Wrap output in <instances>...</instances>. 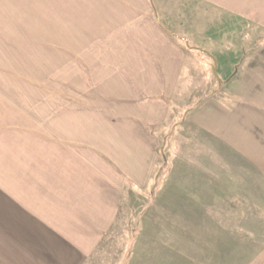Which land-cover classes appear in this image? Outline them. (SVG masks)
<instances>
[{
	"label": "crops",
	"instance_id": "0c3cea01",
	"mask_svg": "<svg viewBox=\"0 0 264 264\" xmlns=\"http://www.w3.org/2000/svg\"><path fill=\"white\" fill-rule=\"evenodd\" d=\"M166 1L79 0L81 41H64L70 62L59 86L50 75L39 85L23 55L8 60L0 41V264H96L128 188L149 184L158 130L184 90L185 49L157 16L177 11L156 5ZM170 1L192 3L199 41L189 51L213 60L201 40L217 30L227 41L232 23L241 37L222 50L233 62L222 73L226 96L180 111L181 125L233 147L264 174V38L247 37V26L264 31V0ZM204 14L212 30L201 26ZM261 239L250 248L220 245L206 260L185 261L177 245L170 258L166 249L159 260L147 252L127 264H264V227Z\"/></svg>",
	"mask_w": 264,
	"mask_h": 264
},
{
	"label": "rangeland",
	"instance_id": "374dc122",
	"mask_svg": "<svg viewBox=\"0 0 264 264\" xmlns=\"http://www.w3.org/2000/svg\"><path fill=\"white\" fill-rule=\"evenodd\" d=\"M156 5L177 9L173 14H156L185 49L184 90L173 96L174 113L158 130L160 150L149 184L145 189L128 188L113 229L96 253V264H127L130 256L142 261L147 252L153 262L166 249L170 258V248L177 245L184 247L185 261L206 260L210 249L217 251L220 245L250 248L262 240L264 174L233 147L195 136L198 131L188 122L181 125L179 117L180 111L226 96L222 73L228 71L224 70L226 64L231 68L233 62L222 50L231 46L229 41H239L240 31L232 23L227 41L217 30L205 33L201 41H207L208 52L213 50V60H209L186 47L199 41L192 30V3L169 0ZM78 8L79 0H0V41L7 44L8 60L21 54L23 69L36 70L39 85L47 84L48 75L55 85H62L67 53L64 41H81L79 24H75ZM213 25L206 18L201 26L207 31ZM247 33L249 39L264 38V31L249 26ZM87 36L85 31L84 39ZM257 183L261 186L251 187ZM191 247H196V254Z\"/></svg>",
	"mask_w": 264,
	"mask_h": 264
}]
</instances>
